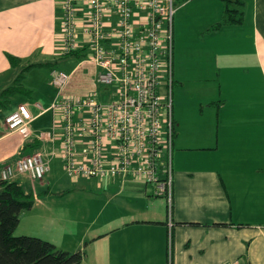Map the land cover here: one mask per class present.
I'll return each instance as SVG.
<instances>
[{"label":"crops","instance_id":"crops-1","mask_svg":"<svg viewBox=\"0 0 264 264\" xmlns=\"http://www.w3.org/2000/svg\"><path fill=\"white\" fill-rule=\"evenodd\" d=\"M241 1L246 9L243 20L218 31L213 27L223 21L225 0L182 3L185 9L198 7L207 18L212 17L202 36L220 37L222 53L214 61L213 80L204 78L219 92L193 99L197 104L201 101L199 118L205 124L189 127L184 112L174 117L170 209L166 199L155 196L153 186L131 178L124 182L71 180L64 161L56 155L60 143L47 137L58 116L46 110L59 94L86 98L98 93L100 102L110 101L112 95L100 90V70L87 61L90 58L83 61L64 52L61 28L65 0H0V92L23 75L30 96L37 90L41 96L29 103L24 102L27 97L19 95L8 109L0 111L5 114L0 116V169L15 166L25 157L27 144L38 141L39 147L27 156L42 152L51 170L44 181L33 182L28 175L14 180L36 199L31 210L23 211L21 220L28 214L41 217L48 213L76 227V235L65 246L56 241L61 236L56 228H42L44 235L52 234L53 238L41 239L71 254H83L82 264H169L170 259L171 264H264V0ZM80 17L83 23L88 22L86 8ZM115 22L116 17L108 18L107 33ZM83 31L84 27H77L86 45L90 40L82 36ZM178 33L175 27L173 101L187 110L186 53L179 51ZM55 61H61L66 67L63 72L70 76L61 93L53 87L51 75L48 88L45 86L44 68L27 70ZM53 68L58 70L57 65ZM53 68H49L50 74ZM49 88L57 92L51 94ZM215 105L217 111L211 113ZM20 106H26L35 118L29 137L6 129V119ZM19 228L16 235L30 236Z\"/></svg>","mask_w":264,"mask_h":264},{"label":"built area","instance_id":"built-area-1","mask_svg":"<svg viewBox=\"0 0 264 264\" xmlns=\"http://www.w3.org/2000/svg\"><path fill=\"white\" fill-rule=\"evenodd\" d=\"M61 36L66 54L81 47L77 33L81 10L89 12L82 36L90 40V63L100 70L97 81L111 99L99 94H59L46 112L58 116L49 140L60 143L59 158L72 181L128 179L154 187L172 207L175 119L173 101L174 0H65ZM83 5V7L77 6ZM144 13V15H143ZM116 17L106 32L108 18ZM112 22V21H111ZM70 81L66 72L52 73L61 93ZM26 106L6 119L7 130L29 137L34 121ZM60 128L61 133L58 132ZM41 139L44 134L40 135ZM50 162L40 152L0 169V181L28 175L44 181ZM172 223L170 227H172ZM234 264V263H231Z\"/></svg>","mask_w":264,"mask_h":264},{"label":"rangeland","instance_id":"rangeland-1","mask_svg":"<svg viewBox=\"0 0 264 264\" xmlns=\"http://www.w3.org/2000/svg\"><path fill=\"white\" fill-rule=\"evenodd\" d=\"M183 1L182 0H176V16H175V23H174V33H175V27L178 28L180 34L178 33V45H179V51L180 53H186V74L188 76L187 78V87L184 91V93L187 96V110L183 109V107H179L177 105V101L175 103L174 99V117H176L179 113L184 112L187 116L186 122L189 127H197L202 126L205 124L204 119L199 118L202 117V112L200 111L199 104L201 103L200 99H198V104L193 102V99H197L196 96L201 97L204 95L209 94V96H214V92H219L217 88H215L213 85V82H204V78H208L210 80H213L214 75V68L213 64L215 59L221 56L222 50L220 48V45L218 44L221 41L220 37L213 36L214 38H211L209 36H206L205 38L202 36V32L205 30L206 25L211 22L212 17L207 18L206 13L199 10L198 7H190L185 9V6H182ZM181 5V6H180ZM84 26V23L80 21L77 24L78 28H82ZM225 36V33L223 34V37ZM216 47V50H215ZM174 61H175V50H174ZM57 66L59 71H66V67L64 64L61 63V61H57ZM237 63L238 66L240 64L239 56L237 57ZM39 71V70H38ZM36 71L35 73H37ZM42 72V78L43 81H45V86L48 88L47 83L48 80L51 79L48 78L50 74V69L48 67H45ZM32 74L31 77H34L36 74ZM45 77V78H44ZM40 82V80L38 81ZM54 87V86H53ZM98 89H100V86H98ZM104 90V88L100 89ZM50 93H56L57 90H53L52 88H49ZM199 94V95H198ZM20 96H17L15 99H19ZM41 96L39 95V91L37 90L36 95L27 96V99H24V102L34 103L39 100ZM215 100H219L216 98ZM217 102V101H215ZM218 107L215 105V107L211 110V113H216V109ZM189 109V110H188ZM207 109V108H204ZM5 114H0V116H4ZM176 115V116H175ZM49 117V116H48ZM45 119V118H44ZM7 129V127H6ZM16 179V178H15ZM45 180V179H44ZM14 181V180H13ZM29 213V212H28ZM21 231L25 230L30 236H35L38 238H53V235H44V231L42 228L46 230L51 229H59L61 236L56 239V241L61 242L62 246H65L67 244H70L72 241L71 237L76 235V227L72 224H68L63 222H59L57 219H55L53 216H50V214H46V216L41 217H34L32 215L26 216L21 220L19 224ZM17 231V229H16ZM15 231V235H16ZM20 232H18L19 234ZM18 234L16 236H18ZM169 264H171V259L169 261Z\"/></svg>","mask_w":264,"mask_h":264},{"label":"trees","instance_id":"trees-1","mask_svg":"<svg viewBox=\"0 0 264 264\" xmlns=\"http://www.w3.org/2000/svg\"><path fill=\"white\" fill-rule=\"evenodd\" d=\"M175 6H176V0ZM184 1V0H182ZM246 12L245 3L241 0H225L223 21L213 27L218 31L226 24L243 20ZM240 21V22H241ZM90 43L84 45L67 55H76L81 60L90 58ZM13 62L14 59L11 58ZM58 62L33 65L27 68H53ZM55 69L53 68L52 73ZM25 76L21 75L12 86L0 92V111L9 108L16 96H30L32 92L23 85ZM39 147V142L27 144L23 153L30 155ZM32 154V153H31ZM36 199L33 193H26L25 188L14 181H0V264H82L83 254L69 253L59 249L53 243L32 236H16L15 231L20 224L23 211L34 207Z\"/></svg>","mask_w":264,"mask_h":264}]
</instances>
